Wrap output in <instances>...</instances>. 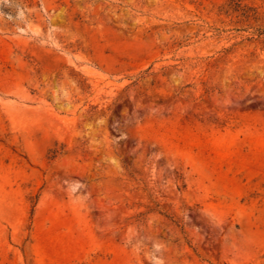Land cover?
I'll use <instances>...</instances> for the list:
<instances>
[{
	"label": "rangeland",
	"instance_id": "1",
	"mask_svg": "<svg viewBox=\"0 0 264 264\" xmlns=\"http://www.w3.org/2000/svg\"><path fill=\"white\" fill-rule=\"evenodd\" d=\"M229 1L0 0V264H264V44Z\"/></svg>",
	"mask_w": 264,
	"mask_h": 264
},
{
	"label": "trees",
	"instance_id": "2",
	"mask_svg": "<svg viewBox=\"0 0 264 264\" xmlns=\"http://www.w3.org/2000/svg\"><path fill=\"white\" fill-rule=\"evenodd\" d=\"M221 10L228 16L235 15L240 19L239 22L246 23V29H253V37L250 39H259L264 44V26L259 24L264 21V12L261 11V7L249 5L244 0H230Z\"/></svg>",
	"mask_w": 264,
	"mask_h": 264
}]
</instances>
